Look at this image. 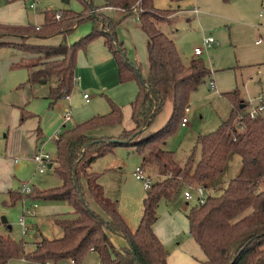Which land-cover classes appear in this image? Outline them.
Here are the masks:
<instances>
[{
  "label": "trees",
  "instance_id": "trees-1",
  "mask_svg": "<svg viewBox=\"0 0 264 264\" xmlns=\"http://www.w3.org/2000/svg\"><path fill=\"white\" fill-rule=\"evenodd\" d=\"M169 1L179 3L182 0ZM81 2L82 12H61L59 19L56 13L46 14L44 24L38 29L29 25L0 24V48H14L39 56L27 65V82L48 83L50 99L56 101L72 90L77 52L93 39L102 38L116 64L118 81L134 80L138 84L136 96L130 103L133 127L122 130L117 137L88 135L89 130L98 126L120 123V108L110 102L108 112L58 134L54 161L62 183L48 189L34 187L27 194L10 191V195L12 201L24 197L67 201L72 210L54 217L62 234L57 238L43 237L28 252L24 251L23 243L0 234V264H7L14 258L39 264L56 263L67 257L79 264L89 253V247L98 264H166V250L152 228L157 219L154 209L158 201H170L191 183L206 190L203 203L193 205L185 214L187 232L204 255L202 262L264 264V120L259 114L251 118L247 112H241L245 106L242 101L233 103L228 116L215 130L197 137L199 157L194 159L192 150L182 166L175 165L172 151L163 146L165 138L179 125L189 93L208 75V69L199 57L183 62L172 39L161 32L159 25L170 23L174 11L156 10L151 0H103L100 7L93 6L92 0ZM106 8L117 10L119 20L136 16L138 29L146 38L144 76L136 62L121 56L125 53L115 36L118 22L103 13ZM84 20L91 22L89 33L70 46L63 42L58 45L28 42L55 35L65 38ZM230 100L234 102L233 97ZM167 101L170 104L168 118L159 128L149 131L152 118ZM26 117L21 113L20 121ZM132 134H136L135 138L129 139ZM122 140L125 142H119ZM117 145H132L141 152L142 165L153 161L157 168L158 178L145 189L142 211L133 230L87 172L95 158ZM229 153L238 157L239 168L221 187L222 180L218 176ZM209 189H219V192H207ZM110 235L122 237L124 244L115 248Z\"/></svg>",
  "mask_w": 264,
  "mask_h": 264
},
{
  "label": "rangeland",
  "instance_id": "rangeland-1",
  "mask_svg": "<svg viewBox=\"0 0 264 264\" xmlns=\"http://www.w3.org/2000/svg\"><path fill=\"white\" fill-rule=\"evenodd\" d=\"M8 3L15 11L10 12L8 7L4 9ZM179 3L182 11L177 12L170 23L160 24L159 28L172 39L181 59L189 60L192 50L201 48L205 38H211L216 43L203 49L198 56L209 73L188 95V110L182 114L186 118L185 125H177L166 136L163 145L172 151L174 164L182 166L192 150L194 159L199 157L197 137L215 130L228 116L233 103H245L241 112H246L255 105L258 96L264 101V0H182ZM92 4L100 7L103 0H92ZM167 4L165 0H156L154 5L164 9ZM83 9L81 0H0V24L40 27L44 24L46 14L65 11L80 13ZM103 13L118 22L115 28L116 39L122 43L127 59L135 61L140 74L144 73L146 39L136 27V16L119 20L120 13L117 10L103 9ZM19 21L22 23H17ZM90 29L89 20L81 21L65 38H59L54 43L63 42L70 46L88 34ZM257 40L260 41L258 46L254 45ZM27 59L22 52L5 49L0 53V234L23 243L26 252L33 250V245L43 237H60L62 232L55 224L54 217L72 209L70 204L63 200L38 201L24 197L12 201L10 191L20 192L19 189L24 184L31 189H48L62 183L61 177L55 171L56 139H52L55 132L52 128V109L55 104H63L54 111L63 114L66 107V111L72 115V111L86 106L82 103L80 94L77 95L75 91L73 93V90V100L70 101L69 107L68 100L64 98L51 101L47 84H30L26 81L21 87L16 86V79L26 74L29 63L24 60ZM231 97L234 102L230 100ZM169 112L170 104L167 101L152 118L148 130L159 128L168 118ZM21 113L27 115L22 120L25 124L19 123ZM259 115L264 120V106ZM68 123L69 121L66 125ZM132 127L131 119L126 117L121 118L120 124L108 131L114 134L113 137H117L122 130ZM36 128L39 131L38 137L35 135L38 133ZM135 135H130L129 139H134ZM36 152L49 153L52 160V166H46L41 173L33 159ZM141 156V152L132 145H117L110 152L96 158L87 168L88 174L95 172L96 181L104 196L113 203L117 213L132 230L140 217L141 197L145 193L142 184L134 179L132 171L135 166H141L145 176H149L151 180L158 178L155 162L143 166ZM238 168V157L229 153L223 171L218 176V179L222 180L221 187L236 174ZM194 186V183L189 184V187ZM184 189L186 187L176 193L170 201H158L154 209L163 240L160 242L166 250L168 264H179L175 249L186 253L192 259H204L201 249L187 232L185 214L196 202L193 199H183L181 194ZM188 191L195 197L194 188ZM207 192L216 194L219 189H209ZM34 203L37 205L34 215H25L27 231L23 234L19 218L23 208L29 209ZM173 220L179 222L176 227ZM112 239L121 238L112 235ZM118 242L112 241L115 248L122 246ZM85 257L80 264L96 261L95 257ZM7 264L39 263L12 259Z\"/></svg>",
  "mask_w": 264,
  "mask_h": 264
},
{
  "label": "crops",
  "instance_id": "crops-1",
  "mask_svg": "<svg viewBox=\"0 0 264 264\" xmlns=\"http://www.w3.org/2000/svg\"><path fill=\"white\" fill-rule=\"evenodd\" d=\"M151 1H152V7L156 10L169 9V10L174 11V17H175V14L177 12L179 13L180 11H182V9L180 8V3H171L169 0H165L168 4H167V8L164 7V9H163V8L155 7L154 4L156 3V0H151ZM159 1L160 0H158V2ZM4 7H5L4 9H7L6 7H8V9L11 10L10 12L15 11V9L12 8L10 3L6 4ZM106 9H109V8H106ZM1 16L2 15H0V18H1ZM136 22H137V19H136ZM11 23H16V22H11ZM17 23H22V22L19 21ZM2 25H5V24H2ZM136 27L138 29L137 25H136ZM59 38H63V37L55 35V36H52V37L47 38V39H30L28 42L30 44H33V45H57L58 43H54V42L57 41ZM145 46H146V40H145ZM256 46H258V45H256ZM122 48L124 50V53L126 54L123 46H122ZM5 49L12 50L15 52H22V54L24 56L26 55V58H28L27 60H24V61L25 62L27 61L29 64L31 62L36 61L39 58V56H37L34 53L24 52V51L17 50L14 48H9V47L2 48L0 50V53H2V51H4ZM263 51H264V48H263ZM124 56L126 57V55H124ZM15 57H17V55ZM192 57H198V56L192 55L190 58H192ZM129 61L135 62L132 60H129ZM182 61L186 63L188 60L187 61L182 60ZM145 71H146V62H145V69L143 70L144 73L141 74L142 76H144ZM25 75H24V77L21 76V77H18L16 79V86L21 87L22 83H26L27 76H28V69H27ZM40 84L49 85L48 83H40ZM72 90H73V93L75 91L77 95L80 94L81 98L83 99L81 101H82V103L84 102L86 106L81 108L80 110L72 111L71 120L69 121L68 125H66V123H64L63 119H62V116L65 112H63V114H59V112L54 111L59 106L61 108L63 104H55L53 106V109H52L53 110L52 113H54L52 128H53V130H55V132L52 136V139L53 138L56 139L55 136L58 135L60 132H62L64 129H66L68 127H72L73 125L80 123V122H83V121H85V120H87L93 116L101 115V114L108 112L110 102L114 103L115 105H117L120 108L122 118L127 117L130 119V113H131L130 103L134 100V98L136 96V93L138 91V84L134 80H130V81H126V82H119L118 81L117 69H116V64L114 62V59L111 56V54L108 52L106 47L104 46L102 38L98 37V38H95L92 41H90L85 46L84 49H80L77 52L76 61H75V68H74V84H73ZM72 90L69 93V95L64 98V100H68V102H69L68 106L69 107L71 105L70 101L73 100ZM89 92H90L91 96H89L90 95V94H88ZM83 93H85L87 95V100H85L82 97ZM66 110H67V108L65 107V111ZM19 123L25 124L26 122L24 123V121H19ZM119 124H115V125H111V126H98L96 128H93L92 130H89L88 135L91 137H95V138L113 136L114 134H111L109 131L112 130V128H114V126H117ZM35 131L38 132L35 134L36 137H38L39 136L38 128H36ZM14 161H16V159ZM141 162H142V156H141ZM145 164H143V166ZM92 173H90V174H92ZM92 176L94 179L93 180L94 184L100 187L102 194L104 195L101 186L96 181L97 176H96L95 172H94V174H92ZM149 179H150V181H152L150 177H149ZM181 196L183 197L182 194H181ZM142 197H141V199H142ZM174 216H176V215L174 214ZM185 218H186V216H185ZM157 223L158 222L155 221L152 228H153V231L156 234V236L161 241L162 237L160 235V232H159L160 229L157 226ZM177 224H179V222H177L176 220H173V225L175 227ZM120 238L121 239H112V235H110L111 242L112 241H114V242L119 241L118 242V243H120L119 245H123L124 241H123L122 237H120ZM122 241H123V244H121ZM33 247H35V244L33 245ZM175 251L178 255L179 264H203V263H201L202 260L192 259L186 253H184L180 250L178 251L175 249ZM90 256L96 258V256L91 252H89L86 255V257H90ZM14 259H21L22 260L23 258H14ZM47 263H51V262H47ZM166 264H168V261H166Z\"/></svg>",
  "mask_w": 264,
  "mask_h": 264
},
{
  "label": "built area",
  "instance_id": "built-area-1",
  "mask_svg": "<svg viewBox=\"0 0 264 264\" xmlns=\"http://www.w3.org/2000/svg\"><path fill=\"white\" fill-rule=\"evenodd\" d=\"M30 7H32V5H30ZM196 12V11H194ZM56 19L60 18V14L56 13L55 15ZM38 29V27H37ZM216 44L213 39L211 38H205L202 40V44H201V48H194L192 50V55L193 56H200L202 53L203 49H207L209 47H211L212 45ZM255 45H260V41L257 40L254 42ZM209 84L211 85V82H209ZM67 97V96H66ZM82 97L87 100V95L85 93L82 94ZM264 106V102H263V98L261 96H258L255 99V105H253L247 112L249 117H255L259 114V112L262 110ZM187 106L184 107L183 111L187 112ZM63 122L66 123L68 121L71 120V113L69 111H65V113L62 116ZM186 123V118L185 117H181L179 125L180 127H183ZM58 135L55 136V138H57ZM34 161L37 163V169L38 171L41 173L44 171V169L46 168V166H48L49 164L52 165V160L50 159L49 153H43V152H36L33 156ZM132 175L133 177L138 180L141 184H142V188L145 190L150 186V179L148 176H145L142 172V168L141 166H135L133 171H132ZM190 188H194L196 195L195 197H193L190 192L188 191V189ZM20 193L22 194H27L31 191V188L27 185L24 184L20 189H19ZM182 195L183 198L185 200H191L193 199L196 202V205H201L204 201V197H205V191L202 187L200 186H194V187H186V189H184L182 191ZM36 203L32 204L31 207L28 209L23 208L22 210V215L19 218V224L22 227V233L25 234L27 231V227L25 225V215L28 214L30 216L34 215V209L36 208ZM88 252H92V248L89 247L88 248ZM45 264H78L74 258L72 257H67L64 258L56 263H45ZM87 264H98V261L96 260L95 262H89Z\"/></svg>",
  "mask_w": 264,
  "mask_h": 264
},
{
  "label": "water",
  "instance_id": "water-1",
  "mask_svg": "<svg viewBox=\"0 0 264 264\" xmlns=\"http://www.w3.org/2000/svg\"><path fill=\"white\" fill-rule=\"evenodd\" d=\"M121 56H123V58L125 59V56L122 53H121ZM137 77L140 79V83H143L142 79L140 78V74L137 73ZM239 107H242V103H239ZM112 140H115V139H112ZM119 142L124 143L125 141L122 140V141H119ZM48 167H51V164H49ZM80 198H81V195H80Z\"/></svg>",
  "mask_w": 264,
  "mask_h": 264
}]
</instances>
